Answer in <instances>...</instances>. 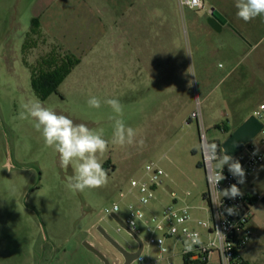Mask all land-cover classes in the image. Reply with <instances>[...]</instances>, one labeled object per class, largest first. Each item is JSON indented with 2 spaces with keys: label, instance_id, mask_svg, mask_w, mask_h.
Segmentation results:
<instances>
[{
  "label": "rangeland",
  "instance_id": "374dc122",
  "mask_svg": "<svg viewBox=\"0 0 264 264\" xmlns=\"http://www.w3.org/2000/svg\"><path fill=\"white\" fill-rule=\"evenodd\" d=\"M35 1L0 0V264H104L83 246L86 241L112 264L118 263L121 255L97 231L98 226L130 252L137 251L134 237L126 231L118 233L119 224L105 209L120 202L118 213L126 219L132 199L122 201L120 191L127 190L152 162L168 174L158 190L163 203L174 191L194 219L208 220L199 131L191 114L201 112L209 141L223 142L228 135L221 127L234 131L262 101L264 22L239 34L219 33L207 28L209 5L191 10L181 8L178 0H133L141 20L123 28L122 9L111 14L106 0H84L95 8L89 34L96 41L91 49L86 47L91 53L82 61L72 53L80 64L57 93L41 101L31 85L32 68L52 47H59L61 53L68 50L33 38L30 11ZM113 14L117 20L111 25ZM91 96L100 99L99 109L88 107ZM110 98L120 101L125 124L137 133L132 144L111 143L110 117L115 114L104 103ZM35 99L74 123L104 130L109 148L98 159L108 173L105 186L83 192L68 189L73 167H62L58 154L45 147L32 122L18 118L22 105ZM244 192L264 196V167ZM251 212L257 236L244 256L249 264H264V202L255 203ZM141 236L148 239L145 232ZM174 242L166 240L164 255L155 246L145 248L144 264H184L182 247ZM208 264H218L217 258Z\"/></svg>",
  "mask_w": 264,
  "mask_h": 264
},
{
  "label": "built area",
  "instance_id": "2783aa9c",
  "mask_svg": "<svg viewBox=\"0 0 264 264\" xmlns=\"http://www.w3.org/2000/svg\"><path fill=\"white\" fill-rule=\"evenodd\" d=\"M181 8L203 10L202 0H180ZM262 125L258 135L248 143L234 160H239L244 171V183H238L239 177L233 176L225 165L222 174L225 179L216 184V174L221 171L219 158L223 153L217 150L215 144L206 136V129L200 111L193 112L191 119L198 125L201 166L205 172V201L208 205L209 219H194L188 205H181L174 191L169 193L170 201L163 203L158 190L163 187L168 174L157 163L145 166L140 178L133 179L125 191H120L122 201L129 197V213L126 219L119 215L120 202H113L105 212L109 216H117L124 225L143 242L145 248L155 246L164 255L168 252L166 240L174 239L175 246H181L184 264H208L215 256L218 264H242L241 252L249 244L255 230L252 227L251 209L258 201L264 202V196H249L244 187L264 164V98L252 114ZM188 123V122H187ZM224 127H222L223 130ZM236 184L241 195L230 198L223 196L224 189ZM190 195L189 192L186 194ZM117 210H113V208ZM233 208V214L226 209ZM126 231L119 225L117 232ZM127 232V231H126ZM148 234V239H142V233ZM188 232L199 233L201 243L194 245L191 251H185V240ZM143 252L135 262L145 263Z\"/></svg>",
  "mask_w": 264,
  "mask_h": 264
},
{
  "label": "clouds",
  "instance_id": "9594fccd",
  "mask_svg": "<svg viewBox=\"0 0 264 264\" xmlns=\"http://www.w3.org/2000/svg\"><path fill=\"white\" fill-rule=\"evenodd\" d=\"M235 7L237 17L244 22H249L256 17H264V0H235ZM104 103L110 106L115 114L110 117L113 121L111 143L121 146L132 144L136 140L137 133L125 124L120 101L110 98ZM87 104L89 108L99 109L101 107L100 99L95 96H91ZM22 109L18 118L32 122L33 128L41 133L45 147L53 149L58 154L62 167L67 168L70 165L73 167L74 175L67 183L69 190L83 192L86 189L101 188L108 183V173L98 159V154L102 156L109 148V141L104 138L102 128L93 130L84 123H74L67 115L58 114L53 109L44 106L39 99L24 103ZM138 143L143 144V140ZM235 146L237 145L234 144L233 147ZM218 163L221 171L216 174V184L225 179L222 174L225 165L228 166L233 176L239 177L238 183H244L245 171L239 160H234L225 154L219 158ZM222 194L225 197L235 198L241 195V192L236 184H232L224 189ZM113 210L117 209L114 207ZM226 211L233 214L234 209L228 208ZM200 243L199 233L188 232L185 251H191L194 245Z\"/></svg>",
  "mask_w": 264,
  "mask_h": 264
},
{
  "label": "crops",
  "instance_id": "0c3cea01",
  "mask_svg": "<svg viewBox=\"0 0 264 264\" xmlns=\"http://www.w3.org/2000/svg\"><path fill=\"white\" fill-rule=\"evenodd\" d=\"M179 1L180 0H178V4ZM202 1L204 6L209 5L208 13L206 15L207 28L215 32L221 33L224 31H235L239 34L241 31L254 30L257 24H262L264 22V17H256L249 22H244L243 20L239 19L236 15L237 9L235 7V0H219V4L216 5L211 4L210 0ZM105 2L108 7L107 13L115 14L117 10L122 9L123 28L126 25L140 22L141 16H137V9L134 7L135 2L133 0H106ZM93 9L95 8L87 5L84 0H36L31 6L30 22L33 25V21L36 20L39 28L38 35L32 34V36L36 39L41 38V40H45V42L51 46H61L63 49L68 50V52L79 56V58L81 57L82 61L83 56L89 55V53H91L87 50V48L91 49L92 45H94L96 41L92 38V35L89 34L93 26V22L91 20V17L95 11ZM213 10H216L222 16L224 23H220L212 17L211 11ZM114 14L110 18L111 25H113V23H115L117 20V17H115ZM85 27H87V29H85ZM123 28L122 30L124 32ZM109 30L112 31V27H109ZM125 59L131 60L128 57ZM139 61L141 62L140 58ZM254 110L255 109L248 112L238 122V127L253 114ZM224 127H227L228 130L226 131L223 129L222 131H224L226 136H229L233 131L229 126L224 125ZM214 141L219 140H213V142ZM219 142L221 144L223 143L221 141ZM263 167L264 164L260 167L258 172L262 170ZM250 186L251 188L253 187L252 184H250ZM256 234L257 233H255L251 241L256 238ZM244 250L241 252L242 258L249 264L244 256Z\"/></svg>",
  "mask_w": 264,
  "mask_h": 264
},
{
  "label": "water",
  "instance_id": "95a60500",
  "mask_svg": "<svg viewBox=\"0 0 264 264\" xmlns=\"http://www.w3.org/2000/svg\"><path fill=\"white\" fill-rule=\"evenodd\" d=\"M211 15L215 18L218 22L224 23L222 16L216 11H211ZM262 128L261 123L251 115L248 117L235 131H233L228 138L221 144V151L223 155L227 154L232 158L235 157L239 152L243 150V148L250 143L260 132ZM236 144L237 146L233 147ZM39 181V180H38ZM37 183L28 191L24 203L26 204V199L29 193L38 186ZM113 219L125 230L131 234L134 239L137 241L139 248L135 252H129L125 247H123L117 240H115L102 226H98L96 229L99 233L103 236V238L110 243L119 253L123 255L124 263L123 264H133L137 258L143 252V242L139 237L134 235L121 221L117 216L113 215ZM44 235L46 237L45 229L43 228ZM47 239V237H46ZM83 246L89 250L90 252L94 253L104 264H112L96 247H94L89 242H84Z\"/></svg>",
  "mask_w": 264,
  "mask_h": 264
},
{
  "label": "trees",
  "instance_id": "16d2710c",
  "mask_svg": "<svg viewBox=\"0 0 264 264\" xmlns=\"http://www.w3.org/2000/svg\"><path fill=\"white\" fill-rule=\"evenodd\" d=\"M38 28L39 25L34 20L31 31L33 35H38ZM80 62L72 53H61L59 47H52L50 52L39 60L37 66L32 68L31 85L37 97L41 101H46L52 94L57 93L59 86ZM223 129L228 130L227 127ZM213 144L220 151L221 143L214 141ZM203 198L205 200V194ZM242 264L248 263L243 261Z\"/></svg>",
  "mask_w": 264,
  "mask_h": 264
},
{
  "label": "flooded vegetation",
  "instance_id": "af4514ba",
  "mask_svg": "<svg viewBox=\"0 0 264 264\" xmlns=\"http://www.w3.org/2000/svg\"><path fill=\"white\" fill-rule=\"evenodd\" d=\"M129 251V250H128ZM130 252V251H129ZM121 256H117V259H119V262L118 263H115V264H123L124 263V258H123V255L121 253H119Z\"/></svg>",
  "mask_w": 264,
  "mask_h": 264
}]
</instances>
